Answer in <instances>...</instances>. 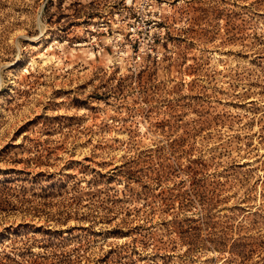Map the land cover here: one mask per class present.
<instances>
[{
	"label": "rangeland",
	"instance_id": "1",
	"mask_svg": "<svg viewBox=\"0 0 264 264\" xmlns=\"http://www.w3.org/2000/svg\"><path fill=\"white\" fill-rule=\"evenodd\" d=\"M0 264H264V0H0Z\"/></svg>",
	"mask_w": 264,
	"mask_h": 264
}]
</instances>
